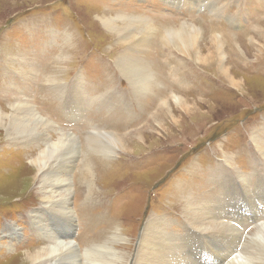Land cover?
I'll list each match as a JSON object with an SVG mask.
<instances>
[{"label":"rangeland","instance_id":"rangeland-1","mask_svg":"<svg viewBox=\"0 0 264 264\" xmlns=\"http://www.w3.org/2000/svg\"><path fill=\"white\" fill-rule=\"evenodd\" d=\"M122 13L157 19L148 45L130 55L154 70L147 91L136 92L116 63L131 44L98 17ZM181 22L205 28L202 41L214 32L232 39L224 50L232 79L204 43L185 55L166 47L163 30ZM239 45L240 53L231 48ZM13 105L36 108L48 133L60 128L78 145L69 169L73 225L63 239L74 240L77 255L42 264H98L111 247L127 254L124 264H145L148 223L173 246L163 264H177L175 256L227 264L238 255L264 264V251L246 257L249 233L264 223V0H0V109ZM5 131L0 125V264H31L25 251L51 246L70 219L40 197L31 162L40 142ZM109 133L124 137L115 153L87 147ZM86 165L96 187L89 195ZM190 199L206 200L226 229L192 224Z\"/></svg>","mask_w":264,"mask_h":264},{"label":"bare ground","instance_id":"bare-ground-1","mask_svg":"<svg viewBox=\"0 0 264 264\" xmlns=\"http://www.w3.org/2000/svg\"><path fill=\"white\" fill-rule=\"evenodd\" d=\"M98 17L101 23L105 27H107V29H111L113 30V33H116L118 38L117 42L131 44L130 49L126 48L129 54L125 53L124 50L118 55L116 54V63L121 69L122 74L125 75L133 85H135L136 92H141L143 90L147 91V88H149L150 85L153 84V82L150 81L153 78L152 73L154 74V70L144 61L143 58H137L136 56H134V58H131L130 55L131 53H139L141 51L140 46L145 48V46L148 45L149 40H151L155 32L158 31V28L156 26L157 19H152L147 15H126L125 13L111 17L102 15H99ZM160 26H162V24ZM204 32L205 28L203 29L201 28V26H197L192 23L181 22L178 23V26L176 27L171 26L166 30L164 29L162 35L160 36V39L165 42L166 47L175 48V50H177L178 52H182L183 55H185L184 53H186V49L189 46L192 48L194 47V49L196 48V50H198V52L200 53L199 47L200 45H202V43H204V46H206L209 50L213 48L216 51V56H219V61L221 63L220 71H222L232 79V77L227 72L229 70H227V65L225 64L226 60H224L226 54L224 50L228 48V45L230 44L229 41H232V39L229 40V38L226 37L224 38V41L223 38H221V36L219 35L220 33L214 32L212 33V36L210 35L211 38L209 37V41H202V39L200 38H202ZM197 39H200L202 42H199ZM253 39L254 38L250 39V41H252ZM227 41L228 44H226ZM233 46L231 47L232 49L238 50L237 52L239 53L242 52L240 45L238 48H234ZM154 79L157 80L156 76H154ZM148 82H150L149 85L147 84ZM143 84H147L148 86L145 87L143 86ZM171 96L172 98L176 99L175 101H177L178 105H182L183 103H185L183 99L184 97L179 96L176 93H171ZM0 125H4L6 127L5 134L8 136L13 134L17 135L20 139L30 138L35 142V145L40 142V144L36 146L37 149H35V151H37L38 153L36 152L37 154L31 159L33 165L36 166L35 179L39 181L38 191L40 193V197L45 200L44 204L49 205L50 209H61L65 216L67 215L70 219L68 226H66V228L68 227L69 229L68 231H65L66 234H63L62 236L59 235V238H57V235H54V243H52L51 246L44 249L42 248V250L36 249L25 251L24 256L27 260L31 261V264H42L46 260L49 259L47 261L49 262L52 258L56 257H59L61 263L67 261L69 258L77 255L74 249L76 245V243H74V240H63L66 238L65 236L67 235V233L69 234L71 230L70 227H72L73 225V222L71 223V220L73 219L72 217L70 218V213H72V211L69 207V195L72 188L69 173L73 167V160L78 153V145L75 141V138L71 137L70 134H67L60 128L57 129L56 132L53 131L57 136H53L52 134L48 133V129L51 128L52 125L45 122V119L41 117L36 108L33 107L13 105V108H11L9 112L0 109ZM95 138L98 142H103V144L95 145L93 142L89 141L86 143L87 147L92 148L93 151L102 150L105 154H108L115 153L116 149H119V146L122 144L121 139H123L124 137L113 136L109 133L95 135ZM43 144L44 146L41 148ZM91 169L87 165L84 166L83 169H81L82 180L85 183L88 195L95 192L96 189L93 183L94 174L93 170ZM78 173L80 174V172ZM190 201L191 202L188 201L189 203L185 205L187 208V211L185 213L187 214L189 221L192 224H196V227H200L202 230H211L215 228H217V230H223L227 226L224 225V223L220 224L217 222V217L214 214V211L211 209L209 210V208L206 207V200H200L199 203H197L194 199H190ZM196 203L198 205H196ZM150 224L151 223L145 224L142 227V232L145 231V233L144 237L142 236L143 238L140 244V261L145 262V264H155V262H157V264H163V260L167 261V259L163 258L165 256H163V251L169 252L170 248L173 246L172 244H164L162 243V239L160 237H157L155 235L153 236V231L151 232L150 230L146 229V227L150 226ZM229 229L230 228L228 225V230ZM248 236H253L252 238L246 240V243L251 246L252 250L247 253L248 255L246 254V257L252 259L254 258L253 251H257L258 253H260V251H264V223H261L259 226L253 229ZM257 249H259V251ZM262 256L264 255L262 254ZM185 258L175 256L174 262L179 264V261H182V259ZM262 258L264 259V257ZM126 259L127 254H125L122 250L120 251L115 247H111L110 252L106 255L105 258L99 261L98 264H124V261ZM263 259L261 261L264 263ZM186 262L190 264V262ZM251 262L252 263L245 261L243 259V256L238 255L232 258L230 262L228 261L227 264H256L253 261Z\"/></svg>","mask_w":264,"mask_h":264}]
</instances>
